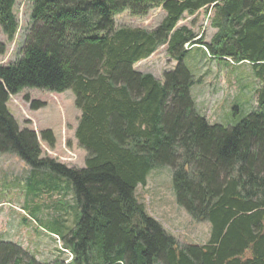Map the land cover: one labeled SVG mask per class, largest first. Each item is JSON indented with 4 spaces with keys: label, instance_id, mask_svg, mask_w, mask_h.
<instances>
[{
    "label": "trees",
    "instance_id": "trees-1",
    "mask_svg": "<svg viewBox=\"0 0 264 264\" xmlns=\"http://www.w3.org/2000/svg\"><path fill=\"white\" fill-rule=\"evenodd\" d=\"M28 1L32 25L21 56L0 65V155L72 183L75 228L67 237L60 220L46 224L62 236L71 264H264V0ZM16 2L0 0L9 42L19 29ZM155 9L165 17L153 31L116 26L124 11L144 18ZM202 11L216 30L209 44L179 25ZM160 47L176 61L163 83L135 69ZM187 47L251 67L257 106L236 126L212 125L199 114ZM26 89L74 93L83 169L45 157L37 134L20 129L8 103ZM41 138L54 147L51 131ZM164 166L172 169L177 203L210 225L207 244L181 246L137 198L151 170ZM0 249V264H35L24 263L14 245Z\"/></svg>",
    "mask_w": 264,
    "mask_h": 264
},
{
    "label": "rangeland",
    "instance_id": "rangeland-1",
    "mask_svg": "<svg viewBox=\"0 0 264 264\" xmlns=\"http://www.w3.org/2000/svg\"><path fill=\"white\" fill-rule=\"evenodd\" d=\"M31 3L17 0L14 13L19 29L9 42L0 26V65L9 66L18 61L22 46L31 28ZM164 11L152 10L144 18L132 17L128 11L116 16V26L153 31L163 18ZM179 25H188L210 43L216 30L210 25L204 11L195 18L185 17ZM186 65L194 76L191 94L196 108L212 125L232 127L245 119L257 106L258 81L251 67L245 63L218 60L206 47H187ZM176 61L166 47H160L150 58L135 65L141 74H151L164 82V75L174 71ZM32 103L42 104L33 110ZM8 108L20 129L34 131L40 141L43 155L67 166L83 169L87 152L76 139L80 111L75 106L72 91L61 94L38 89H26L10 97ZM51 131L55 139L53 148L41 138ZM46 183L51 189H47ZM37 184V190L31 191ZM137 198L146 206L148 214L158 221L166 232L181 246L204 245L210 238V225L197 223L177 203L170 167H156L149 173L145 186L136 189ZM35 212V215L31 212ZM80 208L72 183L56 174L31 169L13 154L0 155V244L16 246L23 254L24 263L71 264V255L65 250L62 236L53 234L47 223L60 220L62 232L70 235L75 228ZM4 249H0V253Z\"/></svg>",
    "mask_w": 264,
    "mask_h": 264
}]
</instances>
